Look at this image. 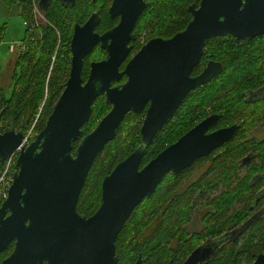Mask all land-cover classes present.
Here are the masks:
<instances>
[{
	"label": "water",
	"instance_id": "obj_1",
	"mask_svg": "<svg viewBox=\"0 0 264 264\" xmlns=\"http://www.w3.org/2000/svg\"><path fill=\"white\" fill-rule=\"evenodd\" d=\"M49 4L39 0L42 10ZM145 7L144 0H113L110 14L121 19L102 34L95 32L97 14L84 25L76 24L69 77L44 128L28 145L23 131L0 132L1 162L20 148L13 182L0 207V254L12 242L14 249L1 264H118L120 232L166 174L182 172L240 130V123L210 130L222 116L210 114L141 167L147 148L190 92L223 72L221 61L210 60L193 74L207 40L225 35L252 40L264 34V0H200L190 6L192 18L184 29L149 39L121 68ZM97 45L106 54L91 62L85 80L84 60ZM101 95L112 107L85 135L83 126ZM144 111L142 142L103 178L97 211L80 214L77 204L96 158L115 139L128 113ZM244 159L246 163L249 156ZM211 250L197 248L183 264H197ZM253 264H264V255Z\"/></svg>",
	"mask_w": 264,
	"mask_h": 264
},
{
	"label": "trees",
	"instance_id": "obj_2",
	"mask_svg": "<svg viewBox=\"0 0 264 264\" xmlns=\"http://www.w3.org/2000/svg\"><path fill=\"white\" fill-rule=\"evenodd\" d=\"M199 1H153L138 23L139 36L143 32L148 33L149 39L174 35L186 27L192 18L189 8ZM8 2H17L22 6L21 13L29 25L26 24L22 38L25 49L16 57L11 95L7 96L0 88V132L15 128L26 135L32 126H37V132L44 128L56 99L65 87L71 67L70 42L75 24L84 23L96 8H100L103 15L100 24L102 30L111 27L115 20L107 14L111 0H75L74 4L63 0H50L47 9H41L45 22L38 25L33 20L30 0ZM1 28L2 26L0 44L4 38ZM140 46L141 44L135 45L136 49ZM103 51L99 48L86 59L83 69L85 80L91 59L100 58ZM210 60L221 61L224 65L223 72L211 82L190 92L173 118L147 148L141 167L210 114L222 115L211 130L240 123V130L232 140L198 160L186 171L202 172L203 166L209 167L208 183H215L209 188L218 191L210 199L209 205L217 213L239 203L248 208L254 198L251 178L256 166L251 163L245 165L242 160L246 156H254L256 148L264 152V139L253 135V128L264 121V92L257 98L253 95L264 88V34L252 40L240 41L232 35L207 40L205 54L193 74H199ZM111 107L104 95L97 98L93 113L83 126L85 135L95 128ZM144 116L145 111L128 113L115 139L96 158L79 197L77 210L80 214L91 216L101 205L102 180L142 142L141 126ZM34 138L36 135L32 139ZM78 143L79 141L75 143V147ZM260 164L261 168L256 171H264V157ZM3 165L4 162L0 160V169ZM13 167L17 170L16 163ZM177 180L178 177L168 174L155 192L135 209L116 241L118 264H137L139 255H145L146 251L154 255L159 247H166L171 241L172 224L177 223L180 226L189 219L190 191L186 186H178ZM244 219L245 217L242 221ZM150 221H155L160 226H154ZM226 228L228 225H211L212 236L222 233ZM254 232L255 228L249 237ZM249 242L246 240L241 245L239 253L232 248L224 255V264H238V261L233 260V254L241 255L240 262L247 255L249 259L246 264H251L253 256L247 254L250 253ZM13 249L14 242L0 254V264Z\"/></svg>",
	"mask_w": 264,
	"mask_h": 264
},
{
	"label": "flooded vegetation",
	"instance_id": "obj_3",
	"mask_svg": "<svg viewBox=\"0 0 264 264\" xmlns=\"http://www.w3.org/2000/svg\"><path fill=\"white\" fill-rule=\"evenodd\" d=\"M144 1L146 3V7L136 22L134 28L135 39L130 42V45L133 46L131 50V54L127 58V60L123 63L121 68H124L125 64H127V62L131 59V57L143 45L140 43V36L138 34L139 32L137 26L140 21V18L149 9L151 3L153 1L156 2L158 0H144ZM112 2L113 0H111L110 4L107 7L108 16H110L111 18H113V20H115L114 23L111 25V27L102 30L100 24L103 20V15L100 12V8H96L89 14L87 20L90 18L92 14H97V16L99 17V23L95 27V32L102 34L105 31L115 27L120 22L121 16H112L110 14L109 9L112 6ZM84 23L82 24L76 23V24L84 25ZM146 42L147 40L145 41V43ZM136 44H141V46L136 49L135 47ZM99 48L103 49L100 45H97L95 49L88 56H86L84 60V64L86 62V59ZM104 52L106 51L105 50L103 51V55L100 58L91 59L90 64L95 60L102 59L105 56ZM124 78L121 80V82L126 80V78L125 79ZM263 92H264V88H262V90L260 91L254 92L253 95L255 98H257L263 95ZM263 128H264L263 126H255L253 128V135L256 138L264 139ZM256 149L257 151L256 153H254L255 155L254 156L250 155L246 163H244L245 159H243L242 161L243 164L245 165L251 163V165L256 166V170H257L258 168L259 169L261 168L260 162L261 159L264 157V152H261L262 149H258V148ZM257 154L260 155L257 156ZM198 160H196L191 166H189L187 169L183 170L180 173L177 174L173 172L168 173L174 175L175 177H178L177 180L178 186L180 187L186 186L190 191L191 200L188 206L189 219L186 222L182 223L180 226H178L177 223H173L171 230V235H172L171 241L167 244V246L165 247L164 246L165 244H163L164 247L163 248L159 247V249L154 252V255H152V252L148 253L147 251L145 252V255L140 254L137 260V264H183L195 249L206 246L212 247V250L210 253H208V255L204 259L200 260L197 264H224V260L222 257L226 255L228 252H230L232 248L236 249V252L239 253L241 250V245L246 240L250 241L249 242L250 253L247 254L253 256V260L251 264H253L257 260L259 255H264V171L255 170L251 178V185L253 186L251 190L252 193H254V198L250 203V205L248 206V208L241 206V204L239 203L226 211H221L216 213L215 211L214 212L212 211L209 205L210 199L213 198L214 195L218 192L215 190V188L212 189L209 188L210 186L215 185L214 182L210 184L208 183V177L210 175L208 172L209 167L207 165L203 166L202 172H198V171L186 172L187 170L192 168ZM168 174H166V176ZM166 176L163 178V180L166 178ZM162 181L160 183H162ZM244 217L245 219L244 221H242ZM151 223L154 226H160L155 221ZM215 223L217 225H220L221 227L228 225V228H226L222 233L212 236L213 234L211 233V225ZM254 228H255L254 234L252 235V237H249L250 233L253 232ZM232 258L234 261H238V264H246L247 260L249 259L248 256L245 255L243 256L240 262L241 255L238 256L235 254L232 255Z\"/></svg>",
	"mask_w": 264,
	"mask_h": 264
},
{
	"label": "rangeland",
	"instance_id": "obj_4",
	"mask_svg": "<svg viewBox=\"0 0 264 264\" xmlns=\"http://www.w3.org/2000/svg\"><path fill=\"white\" fill-rule=\"evenodd\" d=\"M21 12L22 6H19L17 2L10 4L8 0H0V26H2L1 30L4 34L3 41L0 44V88L3 89L7 96L11 95L13 90V74L17 60V52H11L9 50V45H19L22 42V38L25 35L26 29V18ZM42 22H45V20L41 18L40 23ZM148 39L149 35L147 32H143L140 35L141 44H144L146 40L148 41ZM57 100L58 99H56L55 104ZM260 126L264 127V121H262ZM36 129L37 126H32L26 134L29 135V142L33 141L35 139H32L34 135L37 136L39 133ZM12 169H14L13 166Z\"/></svg>",
	"mask_w": 264,
	"mask_h": 264
},
{
	"label": "built area",
	"instance_id": "obj_5",
	"mask_svg": "<svg viewBox=\"0 0 264 264\" xmlns=\"http://www.w3.org/2000/svg\"><path fill=\"white\" fill-rule=\"evenodd\" d=\"M32 5V11H33V20L36 22L35 24H40L41 18L45 20L44 15L41 11L39 0H30ZM29 22L25 21V25ZM21 44V45H20ZM19 45L10 44L9 50L11 52H17V54L25 49L23 41ZM25 145H28L29 142V135H25L24 142ZM20 151V148L16 153L11 155L5 162L3 167L0 169V207L2 205V202L7 198L8 196V190L13 182L14 174L16 172L15 169H12V166L16 163L15 157L18 156V153Z\"/></svg>",
	"mask_w": 264,
	"mask_h": 264
}]
</instances>
